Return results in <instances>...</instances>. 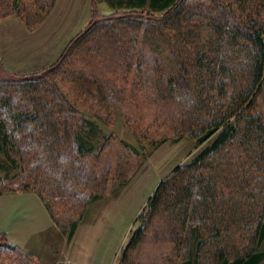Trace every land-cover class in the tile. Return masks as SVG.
I'll return each mask as SVG.
<instances>
[{
    "label": "trees",
    "instance_id": "trees-1",
    "mask_svg": "<svg viewBox=\"0 0 264 264\" xmlns=\"http://www.w3.org/2000/svg\"><path fill=\"white\" fill-rule=\"evenodd\" d=\"M120 1L112 14L93 10L86 32L99 25L132 21L144 32L147 26L158 27L168 41L170 35L164 30L177 22L169 32L177 30L187 50L176 69H164L161 50L152 46L145 50L144 60L142 50L132 54L124 71L131 73L134 67V74L145 71L148 76L154 70L145 69L148 63L163 71L170 94L180 106L181 130L193 135L198 144L207 142L190 162L176 166L158 184L146 206L148 216L134 231L122 259L161 207L181 227L176 246L182 252V264H202L204 253L211 256L212 264H258L264 259L260 249L264 112L257 109L264 95V0ZM34 2L35 18L22 16V0H0V19L16 13L34 28L55 0ZM209 6L207 11L204 7ZM74 39L61 53L63 60ZM145 39L143 44L149 41ZM63 60L59 57L47 68L22 74L7 69L0 60V70L14 73L13 78L0 80V151L11 168L20 170L12 178H0V194L35 191L54 221L60 212L81 218L106 192L109 181V171L99 170L91 159L94 146L83 133L94 121L79 117L62 85L48 79L65 69ZM106 88L112 101L120 97L116 88L109 84ZM253 205L258 207L246 211ZM71 220L69 239L78 225L77 219ZM0 262L38 264V259L0 233Z\"/></svg>",
    "mask_w": 264,
    "mask_h": 264
},
{
    "label": "rangeland",
    "instance_id": "rangeland-1",
    "mask_svg": "<svg viewBox=\"0 0 264 264\" xmlns=\"http://www.w3.org/2000/svg\"><path fill=\"white\" fill-rule=\"evenodd\" d=\"M81 1L75 17L69 18L64 12L61 16L49 17L55 0L52 9L34 28H29L16 13L1 18L0 24L4 19L15 17L33 31L46 19L50 25L55 21L57 26L68 28L65 42L76 37L71 47L66 48V58L63 60L61 53L67 43L52 61L60 57L65 62V69L48 79L55 78L62 85V92L79 117L94 121L95 125H89L87 132L83 133L94 146L91 159L95 165L103 172L109 171L106 192L87 207L81 218H70L60 212L56 221L37 192H5L0 194V233L36 254L38 264H182V252L176 246L181 227L161 207L152 215L136 245L122 257L134 231L148 216L146 206L158 184L167 179L176 166L190 162L207 142L198 144L193 135L181 130L180 106L170 94L163 71L160 73L156 67L150 66L152 63L147 66L144 62L145 69L154 70L147 76L138 68L140 74H134V67L131 73L125 72V64L140 50L144 60L145 50L158 46L164 69H176L187 46L177 35V30L169 32L177 22L164 30L170 35L168 41L158 27L147 26L144 32L132 21L118 22L113 26L99 25L86 32L93 10L112 14L121 1ZM20 8H25L21 11L22 16L35 18L38 13L34 0H22ZM204 8L208 11L210 6ZM118 9L125 11L126 8ZM54 29L53 38L57 33V28ZM142 32L146 33L145 38L151 44L149 41L143 44ZM133 39H137L136 44ZM0 60L9 69L1 55V38ZM34 71L37 70L28 73ZM12 72L0 70V80L13 78ZM108 84L121 92L116 101L109 98ZM7 90L13 93L10 86ZM257 109L264 112L263 94ZM90 129L93 132H89ZM0 165L5 166V169L0 168V178H12L20 173L19 169L11 168L12 164L1 151ZM252 207L258 206L253 205L246 211ZM71 219L78 221L72 240L68 238ZM260 249L264 250V240ZM203 255L202 264H212L211 256ZM258 264H264V259Z\"/></svg>",
    "mask_w": 264,
    "mask_h": 264
},
{
    "label": "crops",
    "instance_id": "crops-1",
    "mask_svg": "<svg viewBox=\"0 0 264 264\" xmlns=\"http://www.w3.org/2000/svg\"><path fill=\"white\" fill-rule=\"evenodd\" d=\"M80 4H82L81 0H56L53 10L48 15L49 17L54 14L61 16L64 12L65 16L69 14V18L75 17L76 12L80 10ZM61 22H59L60 25H62ZM57 25L55 21L50 25V22H46L45 19L37 30L31 31L24 22L15 17L4 19L0 24V38L1 55L5 65L13 71L28 72L50 64L58 55L62 45L67 43L65 41L68 37L66 36L68 28H65V25L63 27ZM55 27L57 33L53 38ZM65 243L67 244V241ZM22 247L25 246L22 245Z\"/></svg>",
    "mask_w": 264,
    "mask_h": 264
}]
</instances>
